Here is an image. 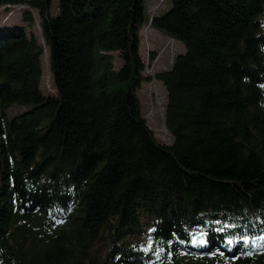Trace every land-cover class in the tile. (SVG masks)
Here are the masks:
<instances>
[{"label":"trees","instance_id":"trees-1","mask_svg":"<svg viewBox=\"0 0 264 264\" xmlns=\"http://www.w3.org/2000/svg\"><path fill=\"white\" fill-rule=\"evenodd\" d=\"M6 3L38 10L57 94L24 10L0 25V264H264L238 239L264 231V0L153 16L185 46L156 74L172 144L141 111L145 0Z\"/></svg>","mask_w":264,"mask_h":264},{"label":"rangeland","instance_id":"rangeland-1","mask_svg":"<svg viewBox=\"0 0 264 264\" xmlns=\"http://www.w3.org/2000/svg\"><path fill=\"white\" fill-rule=\"evenodd\" d=\"M145 0L146 13L150 19L145 22L141 29L140 52L145 61V74L151 75V79L144 81L138 90L141 111L148 125L154 131L156 138L164 144H172L174 137L167 128L165 122V109L167 103V88L163 81L156 77L157 72L169 68L176 54L183 51L185 46L176 38L154 27L151 22L157 12L161 13L169 7L170 0ZM59 0H52V13H57ZM164 4V5H163ZM163 5V6H162ZM31 9L34 15V24L28 26L22 20L24 10ZM22 23L27 25L28 31H33L44 45L42 55L43 75L40 87L46 94H57L54 75L51 70L50 48L46 42L41 26V18L38 10L24 4L6 3L0 6V25ZM19 111L12 107L8 112L14 115Z\"/></svg>","mask_w":264,"mask_h":264},{"label":"snow or ice","instance_id":"snow-or-ice-1","mask_svg":"<svg viewBox=\"0 0 264 264\" xmlns=\"http://www.w3.org/2000/svg\"><path fill=\"white\" fill-rule=\"evenodd\" d=\"M230 227H235V225H229ZM221 231H223V229H221ZM228 241L231 242L232 241V237L229 236L228 238ZM238 239H243L244 241L248 242V241H251V242H260V241H264V231H262L258 236H248V235H245L243 236L242 238H238ZM171 242V241H169ZM208 241L204 238V233H200L198 237H194L192 240H191V243L193 244H204V243H207ZM144 247V246H142ZM147 250H151V244H149L147 246Z\"/></svg>","mask_w":264,"mask_h":264},{"label":"bare ground","instance_id":"bare-ground-1","mask_svg":"<svg viewBox=\"0 0 264 264\" xmlns=\"http://www.w3.org/2000/svg\"><path fill=\"white\" fill-rule=\"evenodd\" d=\"M240 248V247H239Z\"/></svg>","mask_w":264,"mask_h":264}]
</instances>
